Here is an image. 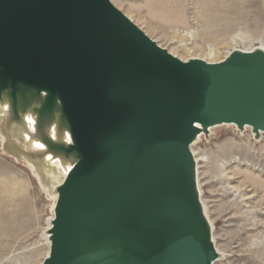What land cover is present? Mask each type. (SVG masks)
<instances>
[{"label": "water", "instance_id": "1", "mask_svg": "<svg viewBox=\"0 0 264 264\" xmlns=\"http://www.w3.org/2000/svg\"><path fill=\"white\" fill-rule=\"evenodd\" d=\"M0 101L72 163L43 264L216 262L191 146L223 125L264 134L263 52L183 62L111 0H0Z\"/></svg>", "mask_w": 264, "mask_h": 264}, {"label": "rangeland", "instance_id": "2", "mask_svg": "<svg viewBox=\"0 0 264 264\" xmlns=\"http://www.w3.org/2000/svg\"><path fill=\"white\" fill-rule=\"evenodd\" d=\"M111 3L181 59L210 50L224 58L234 38L249 47L264 42V0ZM193 148L206 160L198 170L201 198L223 254L214 264H264V140L254 141L250 130L217 127ZM46 188L4 153L0 139V264H43L54 203Z\"/></svg>", "mask_w": 264, "mask_h": 264}, {"label": "bare ground", "instance_id": "3", "mask_svg": "<svg viewBox=\"0 0 264 264\" xmlns=\"http://www.w3.org/2000/svg\"><path fill=\"white\" fill-rule=\"evenodd\" d=\"M176 0H173L175 3ZM171 4V3H170ZM128 18V17H127ZM130 19V18H128ZM234 46L230 50V52L224 56V58L218 59L214 51H208L204 52V54L200 56H192L188 59H181L178 56H176L172 52H168L172 56L178 58L179 60L186 62L190 59H198L205 61L206 63L214 64L222 62L231 52L239 51L243 53H251L253 51H261L264 53V42H258L254 44V46L249 47L248 45H245L246 43L238 38L233 39ZM236 45H244V46H236ZM219 127H234L236 131L241 134V132H245L247 130L251 129L248 127H245L243 131H239L235 126L233 125H223L218 126ZM217 127L210 128L208 130V133H211L213 129ZM47 133L49 136L55 140L60 141L63 143L68 144L69 143V135L68 133L64 132L62 134H57L56 132V125H52L51 128L47 130ZM207 134L201 133L196 140L193 142L191 146V153L193 155L195 166H196V182H197V189L200 196V202L203 208V212L205 217L207 218L209 225L212 230V242L214 244L215 250L217 252V260L220 261L223 257V254L219 250V248H216L215 239L213 236V225L212 222H210L207 212L205 209V205L203 203V200L201 198V186L199 182V175L198 170L200 169V165L204 164L206 160L202 155L197 153L194 150V146L197 144V142L201 139V137L206 136ZM252 138L254 141H261V138L264 140V134H259V137L255 138V136L252 134ZM0 139L2 142V148L4 153L11 159L15 161H20L28 166V168L31 171V174L35 177L36 181L44 187L48 188V192L51 191L54 199V203L52 206V216L49 220V224L47 226V231L50 229V222L53 218V208L56 203L57 199V193L56 189L63 183L68 171L72 167V163L68 160H64L59 157H53L51 154H49L46 150V147L39 141L37 134H36V117L30 112H27L26 114L20 115V119L18 121H13L10 118V111L8 107V103L6 101H0ZM46 188V189H47ZM46 245L48 247V250L46 254L44 255V260L48 257L49 253V239L48 235L45 236ZM43 260V261H44Z\"/></svg>", "mask_w": 264, "mask_h": 264}]
</instances>
